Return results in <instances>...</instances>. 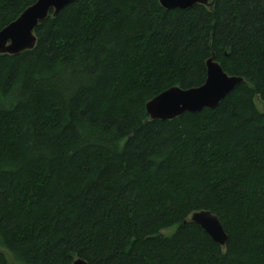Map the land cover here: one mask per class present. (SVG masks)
Listing matches in <instances>:
<instances>
[{"label":"trees","instance_id":"16d2710c","mask_svg":"<svg viewBox=\"0 0 264 264\" xmlns=\"http://www.w3.org/2000/svg\"><path fill=\"white\" fill-rule=\"evenodd\" d=\"M34 1L0 0V29ZM210 1L74 0L33 49L0 55V241L15 260L264 264V0ZM212 54L245 82L150 120L144 104L201 85ZM198 210L224 247L184 222Z\"/></svg>","mask_w":264,"mask_h":264},{"label":"water","instance_id":"95a60500","mask_svg":"<svg viewBox=\"0 0 264 264\" xmlns=\"http://www.w3.org/2000/svg\"><path fill=\"white\" fill-rule=\"evenodd\" d=\"M74 0H35L20 15L0 29V55H17L31 50L36 44L34 30L48 16L58 13ZM161 7L187 9L196 4L212 8L210 0H158ZM204 82L196 87L172 86L146 102L145 110L150 120H172L184 112L196 113L204 108L213 109L235 87L244 83L241 76L229 75L215 60L214 54L204 62ZM198 224L220 246H225L227 234L216 214L209 210L194 211L184 222ZM72 264H88L83 258H75Z\"/></svg>","mask_w":264,"mask_h":264},{"label":"rangeland","instance_id":"374dc122","mask_svg":"<svg viewBox=\"0 0 264 264\" xmlns=\"http://www.w3.org/2000/svg\"><path fill=\"white\" fill-rule=\"evenodd\" d=\"M255 103H256L257 108L262 113H264V103L261 100H259L258 97H256ZM173 230H175V226H173L171 228H168V229H165V230H163L161 232L163 234H165V235H170V233H173ZM0 251H2L4 253L5 257L8 259V261L10 262V264H22L19 261L15 260L13 254L10 251H8V249L4 248V246L1 243V241H0Z\"/></svg>","mask_w":264,"mask_h":264}]
</instances>
